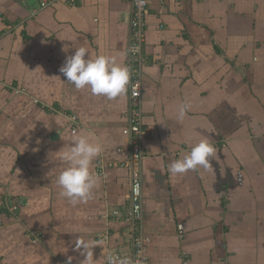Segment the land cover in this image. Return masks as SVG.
Here are the masks:
<instances>
[{
	"label": "crops",
	"instance_id": "crops-1",
	"mask_svg": "<svg viewBox=\"0 0 264 264\" xmlns=\"http://www.w3.org/2000/svg\"><path fill=\"white\" fill-rule=\"evenodd\" d=\"M33 5L0 0V264H81L78 238L96 244L94 264L109 254L130 264L129 90L108 100L60 72L79 47L132 66L122 56L130 2L61 1L34 14ZM145 23V260L264 264V0H150ZM74 132L103 145L93 196L75 205L57 184ZM201 139L215 146L212 167L171 174Z\"/></svg>",
	"mask_w": 264,
	"mask_h": 264
},
{
	"label": "clouds",
	"instance_id": "clouds-1",
	"mask_svg": "<svg viewBox=\"0 0 264 264\" xmlns=\"http://www.w3.org/2000/svg\"><path fill=\"white\" fill-rule=\"evenodd\" d=\"M130 51L136 52L138 48ZM127 54L126 51L122 56L126 57ZM60 72L76 89H89L93 96L106 97L108 100L125 95L131 79V70L121 59L110 55L92 57L85 47L76 48L74 54L67 56ZM191 107V101L186 98L179 105L176 118L182 121ZM102 151L101 143L92 142L88 136L74 132L70 147L60 152L58 159L65 167L57 176V184L61 189L60 195L73 205L86 203L92 198L99 181L92 170V163ZM215 155L216 149L210 140L201 139L190 147L186 155L174 160L168 170L171 174L178 175L200 167L209 169L212 167L209 158ZM94 245L96 244L88 240H76L74 250L80 251L85 257L81 264H94ZM71 261L72 257H69L67 264H71ZM106 264H129V261L109 254Z\"/></svg>",
	"mask_w": 264,
	"mask_h": 264
},
{
	"label": "built area",
	"instance_id": "built-area-1",
	"mask_svg": "<svg viewBox=\"0 0 264 264\" xmlns=\"http://www.w3.org/2000/svg\"><path fill=\"white\" fill-rule=\"evenodd\" d=\"M64 2L74 5L75 0H33V14L44 8L55 5L58 2ZM131 5V15L129 19V37L127 44L128 61L131 70V79L128 85L129 96L131 98L132 106L135 108L130 111L128 116V126L125 133L130 139L129 158L126 165L130 169V189L129 201L130 207L126 220L130 222L132 231L131 239V263L130 264H147L145 260V248L149 240L148 236L143 233V230L138 228L139 223L143 217V188L141 171L138 165L144 158L140 136L142 135L143 116L140 108L141 103V50L145 42V17L150 3V0H128ZM165 2L166 0H162ZM200 1V0H187ZM138 48V51L132 52L130 49ZM75 131V129H73ZM15 208V206H12ZM181 229L182 226L179 225ZM118 257L117 255H114Z\"/></svg>",
	"mask_w": 264,
	"mask_h": 264
}]
</instances>
